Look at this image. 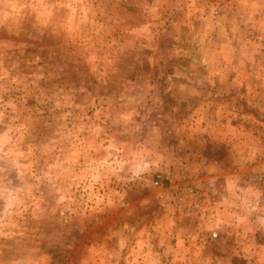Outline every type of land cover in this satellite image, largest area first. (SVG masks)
<instances>
[{"label": "rangeland", "instance_id": "1", "mask_svg": "<svg viewBox=\"0 0 264 264\" xmlns=\"http://www.w3.org/2000/svg\"><path fill=\"white\" fill-rule=\"evenodd\" d=\"M262 170L264 0H0V264H264Z\"/></svg>", "mask_w": 264, "mask_h": 264}, {"label": "crops", "instance_id": "2", "mask_svg": "<svg viewBox=\"0 0 264 264\" xmlns=\"http://www.w3.org/2000/svg\"><path fill=\"white\" fill-rule=\"evenodd\" d=\"M227 137H230V136H228L227 135ZM229 145V144H228ZM227 149L230 151V147H227ZM264 171L262 170V173H263ZM209 179V182L211 181V182H214V187H215V185H216V182L218 181V180H220L219 178H218V176H216V174H213V175H210V177L208 178ZM226 182H227V184L229 185V184H231L230 182H229V180H226ZM217 186V185H216ZM226 200V201H225ZM225 200H224V202L225 203H227L228 202V198H225ZM229 200H230V198H229Z\"/></svg>", "mask_w": 264, "mask_h": 264}, {"label": "built area", "instance_id": "3", "mask_svg": "<svg viewBox=\"0 0 264 264\" xmlns=\"http://www.w3.org/2000/svg\"><path fill=\"white\" fill-rule=\"evenodd\" d=\"M213 237H216V234H213Z\"/></svg>", "mask_w": 264, "mask_h": 264}]
</instances>
